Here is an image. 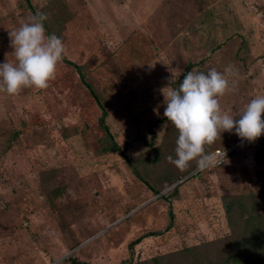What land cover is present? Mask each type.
I'll return each mask as SVG.
<instances>
[{
	"label": "rangeland",
	"instance_id": "374dc122",
	"mask_svg": "<svg viewBox=\"0 0 264 264\" xmlns=\"http://www.w3.org/2000/svg\"><path fill=\"white\" fill-rule=\"evenodd\" d=\"M37 12L67 53L48 88L0 92V264H264V135L224 132L205 151L236 152L189 179L159 91L232 66L223 110L264 96V0H0V63Z\"/></svg>",
	"mask_w": 264,
	"mask_h": 264
},
{
	"label": "clouds",
	"instance_id": "9594fccd",
	"mask_svg": "<svg viewBox=\"0 0 264 264\" xmlns=\"http://www.w3.org/2000/svg\"><path fill=\"white\" fill-rule=\"evenodd\" d=\"M45 20L46 14L37 12L9 32L14 60L10 61L6 54L5 61L0 63V92L17 95L24 88L46 89L56 78L57 66L67 49L57 35L46 34ZM233 74L232 66L225 68L224 73L214 68L207 74L189 71L178 87H173L175 78L172 75L167 85L159 90L164 97L163 115L179 133L176 158L168 157L177 168L184 170L193 160L202 171L222 164V157L207 153L205 146L221 140L224 132H234L248 142H255L264 135V96L252 99L238 117L222 109L219 98L229 89L226 76ZM154 111L159 115V106ZM223 155L226 156V152ZM198 169L188 178L198 174ZM163 194L160 192L157 199Z\"/></svg>",
	"mask_w": 264,
	"mask_h": 264
},
{
	"label": "trees",
	"instance_id": "16d2710c",
	"mask_svg": "<svg viewBox=\"0 0 264 264\" xmlns=\"http://www.w3.org/2000/svg\"><path fill=\"white\" fill-rule=\"evenodd\" d=\"M30 6H29V8H32L31 6H32V4H29ZM66 62H69V61H67V60H65ZM72 65H73V63H71ZM74 66H76L77 68L79 67V66H77L76 64H74ZM94 95L96 96V101L100 104V102H99V98H98V96L94 93ZM165 119H160V120H157V121H155V122H153V124L151 125L152 127L154 126H156V125H158L159 123H162L163 121H164ZM131 145H132V142L131 143H127V148L128 147H131ZM114 148H116V149H118V147H117V145H115V147ZM236 150H237V148L230 154V156H229V158L236 152ZM197 169H198V166H197ZM206 171H212V170H203V171H200V172H198V174H196V175H194V176H192V177H196V176H200L201 174H203L204 172H206ZM135 174H136V172H135ZM138 174V173H137ZM136 174V175H137ZM139 177V176H138ZM191 177V178H192ZM140 178V177H139ZM141 179V178H140ZM190 179V178H189ZM147 186H149V189L150 190H152V191H154V193L156 194L155 196H157V195H159L160 194V191H157L155 188H154V186H153V188H152V186L149 184V183H147V182H145L143 179H141ZM186 181H188V180H184V182H186ZM181 183H183V181L181 182ZM176 184V183H175ZM181 185V184H180ZM179 184L178 185H176L175 187H174V191L176 192V191H178V187L180 186ZM133 187V186H132ZM127 189V188H126ZM125 189V191H127ZM124 191V192H125ZM112 194V193H111ZM160 199H165L164 198V195H162V196H160L159 197ZM120 209H116L115 211H114V213L115 214H117V211H119ZM122 213V211L120 212V213H118V214H121ZM136 214H134V215H131V216H135ZM127 220V219H126ZM125 220V221H126ZM137 222V221H136ZM143 223L146 225V228L148 227V228H151L152 226L151 225H149L148 223H147V220L145 219L144 221H143ZM137 224V223H136ZM148 225V226H147ZM144 229V227L143 228H138L137 227V233H140V231H142ZM153 235H155V234H153ZM148 237L147 236H142V238H140V240H142V239H147ZM136 244H138L137 243V240L135 241V242H132L130 245H135L136 246ZM131 248V247H130ZM84 251V250H83ZM103 251H104V249H101V251L99 252V253H103ZM67 259H70V257H65L63 260H67ZM71 264H78L76 261H71ZM129 264H131V263H129Z\"/></svg>",
	"mask_w": 264,
	"mask_h": 264
},
{
	"label": "built area",
	"instance_id": "2783aa9c",
	"mask_svg": "<svg viewBox=\"0 0 264 264\" xmlns=\"http://www.w3.org/2000/svg\"><path fill=\"white\" fill-rule=\"evenodd\" d=\"M238 144H229L225 147H222V148H216L214 149L213 151H211L210 153L211 154H215L217 157H222V164H220L219 166H216V167H210L208 169H205V170H213V169H216V168H219L221 166L224 165V163L228 160L230 154L237 148ZM226 152V156L223 155V153ZM198 171H202L200 169H198Z\"/></svg>",
	"mask_w": 264,
	"mask_h": 264
}]
</instances>
